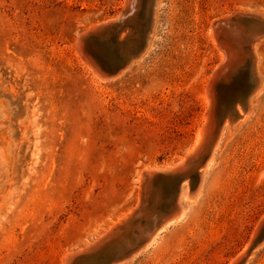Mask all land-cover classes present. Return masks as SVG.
Here are the masks:
<instances>
[{
  "label": "rangeland",
  "instance_id": "374dc122",
  "mask_svg": "<svg viewBox=\"0 0 264 264\" xmlns=\"http://www.w3.org/2000/svg\"><path fill=\"white\" fill-rule=\"evenodd\" d=\"M140 1L124 17L118 40L139 27L138 42L145 39L148 7ZM126 3L0 0V264L89 262L86 255L118 218L142 203V172L188 155L205 112L206 81L220 63L211 24L236 11L264 17V0H158L145 53L119 77L101 79L77 39L119 18ZM98 46L87 49L91 57L111 60L116 49ZM250 54L254 75L264 78V48ZM246 63L236 62L222 85V107L239 99L245 74L251 80ZM257 91L250 113L221 141L212 164L197 170L206 168L199 194L188 193L195 175L182 182L181 224L132 258L108 261L123 239L152 231L145 222L96 261L235 264L244 256L264 220V85ZM148 192L146 213L176 206V192L158 185ZM260 242L242 264H264V236Z\"/></svg>",
  "mask_w": 264,
  "mask_h": 264
},
{
  "label": "bare ground",
  "instance_id": "6f19581e",
  "mask_svg": "<svg viewBox=\"0 0 264 264\" xmlns=\"http://www.w3.org/2000/svg\"><path fill=\"white\" fill-rule=\"evenodd\" d=\"M157 1L158 0H142L141 2H145L146 3V6L148 7V9H147V15H149V17L148 18H150V9H151V7L153 8V11H154V7H156V4H157ZM126 6L128 7V6H131V0H126ZM154 3V6L152 5ZM149 4V5H148ZM125 6V7H126ZM258 14V13H257ZM147 17V16H146ZM225 17H228L227 15H225V16H223L222 18H225ZM113 19L114 20H116L117 18H112V19H110L111 21H113ZM153 19V20H152ZM151 20L153 21V23H154V20H155V11H154V13H153V17L151 16ZM252 23H254L255 25H257V26H259L260 28H261V31H260V33H259V37H257V35H255V37L257 38L255 41H254V43H253V45L256 43V42H258L262 37H264V29H262V25H261V21H258V20H250ZM107 22H109V21H105V22H102V23H100V24H98V25H94L93 27H90L89 29H88V31H92L95 27H97V26H100V25H104V24H106ZM263 24V23H262ZM152 27H153V25L151 26V32H150V34L152 33ZM250 28H253V26H251V27H249V29ZM136 29V28H135ZM145 29V28H144ZM88 31H86V32H88ZM139 31H140V27H139V29L138 30H136V32L135 33H139ZM147 31V29L145 30V32ZM211 31H212V35H213V37H214V40L216 41V44H217V47L221 50V52H220V63H219V65H218V67H217V69L215 68V70H214V72L212 73V75L210 76V78H208V80L206 81V83H207V85L205 86V88H206V95H204V101H205V106H204V110H205V112H204V116H202V121H201V125H200V128H199V130H198V132H197V135H196V138H195V140H194V143H193V145H192V147H191V149L189 150V152H188V155H186V157H184L183 159H180V161L177 163V164H172V165H170V166H168L166 169L165 168H147V170L146 171H143L142 172V175H143V180H141L142 181V186H141V188H142V190H141V193H143L142 194V196H144L145 195V190H146V186H145V183H144V181H147L150 177H152L154 174H160V172L161 173H164L165 171H171V170H174V169H176V168H179V167H185L186 166V164L188 163V161L192 158V157H194V158H196L197 157V155H198V151H199V149L202 147V143H203V141H204V138H205V135L207 134V131L210 129V122L212 121V115L214 114V111L216 110V113H218V114H220L221 113V115L222 116H226V117H228V118H226V117H224V119H228V121L226 120V121H224V125H223V127H222V129L219 131V133H218V136L216 137V140H215V143H214V145H213V147H212V153H210V155H209V157H208V159H207V161L205 162V164H207V166H206V168H208L211 164H212V159H213V154H214V152H215V150L217 149V147L219 146V144L221 143V141L223 140V139H228L229 138V136L231 135V133L233 132V131H235V128L237 127V125L241 122V120L247 115V114H249L250 113V111H251V108H252V103H253V101H254V97H252L253 96V94L257 91V93H256V95H258L259 93H260V91L262 90V87H263V85H264V78H261L260 76H259V78H257L256 77V75H254V73H253V69H252V64H253V58L255 59L254 61L256 62V56L254 57V55H253V57H251V59H252V61H250V60H238L237 59V61L236 62H242V63H246L249 67L247 68L246 67V69L245 70H247V71H249V68H250V71H252L251 72V74H252V76H251V80H249L248 79V74H245L246 76H245V79L243 78L242 80H241V85H242V87H243V89L241 90V94H238V97H239V99H237V101L236 100H233L232 102H231V107H225V106H223V107H225L224 109H222L223 107H222V103L220 102V98H223L224 97V94H226V87L223 89V92H222V85H224V84H226V80H227V78H229V76H230V74L232 73L231 71L234 69V67L236 66V62H235V64L232 66V69H230V72L227 74V76H226V79H221V81L219 82V79H218V75L220 74V72L221 71H223V66L225 65V63H226V61H227V54H228V51H227V49H226V47H224V45H223V43H220L218 40H217V37H215V33H214V30H213V23L211 24ZM250 31V30H249ZM85 32V33H86ZM258 32V31H257ZM256 32V33H257ZM85 33H83L82 35H80L79 37H78V39H77V48H78V50L80 51V52H82L83 54L82 55H84V61H85V59H86V63H90V64H92L93 66H94V69L97 71V73L101 76L100 78L102 79V78H104V79H106V80H110V79H114V78H117V77H119L124 71H126L128 68H129V66H130V63H132V61L133 60H135L136 58L138 59L140 56L142 57V55L145 53V51L147 50V47L150 45L149 44V38L150 37H148V40H142V42L143 41H145V45H144V49L142 50V49H137L138 48V46L142 43H139V42H137L136 43V48H135V50H132L129 54H128V58L130 59V61H129V63L127 64V66L125 67V69H122L121 71H118V72H116V73H114V74H112V75H110V76H106L105 74L103 75V73L100 71V68H99V66L101 67V65H102V63L103 62H108V61H102V62H100V61H98V60H96L95 58H92L91 57V55L87 52V49L89 48V49H93V47L95 46V48H98L99 46L97 45V44H95V43H93V42H89V43H87L88 44V47L87 48H83V46H82V38H83V36L85 35ZM134 33V34H135ZM138 33H137V35H138ZM256 33H254V34H256ZM150 34H149V36H150ZM254 34H252V36L254 35ZM213 40V41H214ZM215 43V42H214ZM253 45H251L252 46V48L251 49H253V52H254V54H256V53H260L262 50H263V48H264V39L263 40H261V41H259L258 43H256L254 46ZM100 46L102 47V48H107V49H110V50H112V47H113V44H111V43H109L108 42V44H104V45H102V44H100ZM85 53H86V55H85ZM223 54V55H222ZM113 56H116L115 55V53H113L112 54ZM113 56L110 58V59H112L113 58ZM258 56V55H257ZM82 57V56H81ZM140 57V58H141ZM136 59V60H137ZM88 61V62H87ZM110 61V60H109ZM99 62V63H98ZM88 63V64H89ZM89 64V65H90ZM95 66H96V68H95ZM236 70V69H235ZM222 73V72H221ZM243 75V74H242ZM99 78V79H100ZM240 79V78H239ZM228 81V80H227ZM228 84V83H227ZM253 87H254V89H253ZM240 88V87H239ZM253 89V91L251 92L250 90L249 91H247L248 89ZM250 92V93H249ZM204 94H205V92H204ZM228 94V93H227ZM248 94V95H247ZM255 95V94H254ZM247 96V97H246ZM230 101V100H229ZM228 108V109H227ZM218 111V112H217ZM222 111V112H221ZM223 111H224V113H223ZM217 114V115H218ZM232 114H235L236 116H235V119L232 117ZM236 119H239L238 121L236 120ZM235 120H236V122H235ZM234 122H235V124H234ZM231 123H233V124H231ZM185 161V162H184ZM184 162V163H183ZM204 164V165H205ZM203 165V166H204ZM206 168L201 172V170H200V172L198 173V176H197V179H196V182L198 181V179H199V177H200V181H199V184L197 185V188L193 191H191V192H188L191 196H192V198L193 197H196L198 194H199V192H200V190H201V187H202V177H203V173H204V171L206 170ZM165 169V170H164ZM157 172V173H156ZM159 172V173H158ZM201 173H202V175H201ZM141 175V174H140ZM141 175V176H142ZM201 175V176H200ZM186 180H188V177H183V178H180V182H179V186H178V189H177V191H176V207L174 208V206H175V203H174V205L172 204V206L169 204V207L167 208V209H162V208H160L159 207V205H158V207L156 208V211H152L146 218H145V220L142 222V227H143V224L145 223V222H147V223H152L153 224V226H152V231H150L149 233H147V235H146V233H144V231L143 230H141L138 234H136V236H135V238L134 239H132V240H130V239H123V241L121 242V245H118V246H116V247H114V249L112 250V253L109 255V258H108V256H107V258H108V261H119V260H121V259H125L126 257H128V259H130V258H132L134 255H137V254H139L140 252H142V251H144V250H146V249H148V248H150V247H152V246H154L157 242H159V239L162 237V235L165 233V232H167L168 230H172L171 228H173V227H175V226H177L178 224H181V222L184 220V218L186 217V213H185V210L183 209V207H182V204L180 203V200L182 199V198H186L187 197V192L185 191V186H183V184H186ZM174 181H176V180H173V179H170V182H169V186H163L162 187V190L163 191H165V190H172V193H175V182ZM184 181V182H183ZM182 182H183V184H182ZM188 184H189V181L187 182ZM180 184H182V186L180 187ZM180 188V189H179ZM142 196H141V198H142ZM175 200V199H174ZM142 202V201H141ZM140 204V206H139V208L137 209V210H135L134 212H133V210H130L129 212H127L125 215H123V216H121V217H119L118 218V221L114 224V226H112V228H111V230L108 232V233H106L104 236H106V237H108V238H106L105 240H103V241H101L100 242V244L96 247L95 245H94V247H96L95 249H93L91 252H89L88 250L90 249V247H89V249L87 250L90 254H88V255H86V256H89V255H91V253H95L96 254V251L98 250V249H101V247L102 246H105V244L107 243L106 241L108 240V239H110L111 237H113V235H115V232L118 230V229H120L121 227H127V232H126V234H128L130 231H132L133 232V230H135V229H138L139 227H141V225L139 226V222H137V224H136V226L134 227H131V218H132V216L133 215H136L137 214V212L139 211V209H140V207H141V203H139ZM135 209V208H134ZM132 211V212H131ZM167 211V212H166ZM131 213H133L132 215H131ZM131 215V216H130ZM130 216V217H129ZM161 220H160V219ZM158 219L160 220V222L158 223ZM263 219V218H262ZM148 225V224H147ZM150 225V224H149ZM149 227V226H148ZM142 229H144V228H142ZM114 232V233H113ZM111 233H113L112 235H110ZM117 233V232H116ZM135 233V232H134ZM255 233V232H254ZM125 234V235H126ZM110 236V237H109ZM103 237V236H102ZM103 239H104V237H103ZM100 240V239H99ZM99 240H97V241H99ZM95 242V244L96 243H98V242ZM93 243V242H92ZM261 243V242H260ZM94 244V243H93ZM92 246V245H91ZM139 246H141V247H139ZM87 247V246H86ZM139 247V248H138ZM93 247H91V249H92ZM138 248V249H137ZM86 249V248H85ZM106 249V248H105ZM104 249V250H105ZM103 250V251H104ZM85 252H86V250H85ZM105 252V251H104ZM109 252H110V250H109ZM70 253V252H69ZM81 252H79L78 253V255L80 254ZM87 253V252H86ZM77 254V253H76ZM82 254H83V252H82ZM241 254H242V252H241ZM66 255V254H65ZM75 255V254H74ZM77 255V256H78ZM72 256H73V253H70L68 256H66L65 257V260H70L71 258H72ZM76 256V255H75ZM76 256V257H77ZM239 256V255H238ZM244 257V256H243ZM242 258V257H241ZM63 259H64V257H63ZM77 259H79V258H77ZM105 259V258H104ZM238 259V258H237ZM236 259V260H237ZM73 259H71V261H72ZM71 261H69V262H71ZM124 261V260H123ZM233 261V260H232ZM63 262H66V261H63ZM69 262H68V264H69ZM103 262V261H102ZM118 263V262H117ZM244 263V262H243ZM71 264V263H70ZM76 264H78V263H76ZM105 264H110V262H107V263H105ZM112 264V263H111ZM230 264V263H229ZM242 264V263H241Z\"/></svg>",
  "mask_w": 264,
  "mask_h": 264
},
{
  "label": "water",
  "instance_id": "95a60500",
  "mask_svg": "<svg viewBox=\"0 0 264 264\" xmlns=\"http://www.w3.org/2000/svg\"><path fill=\"white\" fill-rule=\"evenodd\" d=\"M136 1L138 0H131V6H126V9L121 12V15L119 18L113 21H109L104 25H100L95 27L92 31H88L85 33V35L82 38V46L83 48H87L89 42H93L97 45H104L111 43L113 44V47L116 49L115 55L113 58L108 61V62H103L100 68V71L105 74L107 77L121 71L122 69H125L127 64L129 63L130 59L128 58V54L132 51L135 50L136 43L139 41V37L137 33L133 34L131 32V29L128 30L127 34L125 37L128 38H122V40H118L117 37L121 33V31L124 30V17L127 15L129 10H132L136 4ZM142 1V0H141ZM140 1V2H141ZM141 4V3H140ZM141 8V7H140ZM155 9V7H154ZM141 11V10H140ZM150 18H148V22H146L145 29H148V32L146 33L145 40H147L150 27H151V16L153 14V8L151 7L150 9ZM250 20H258L261 21L262 29H264V17L252 12H241V11H236L234 14L229 15L228 17L225 18H220L216 21L213 22V30L215 33V37H217V40L220 43H223L224 47H226L228 54H227V61L225 65L223 66V71L220 72L218 75L219 82L221 79H226L227 74L230 72V69H232V66L235 64V62L238 60H250L251 59V54L250 52L252 51V46L254 41L259 37V33L261 31V28L254 23H252ZM150 24V25H149ZM149 25V27H148ZM253 26V28H250ZM250 30V31H249ZM258 31V32H257ZM257 32V33H256ZM256 33V34H254ZM252 34H254L252 36ZM141 43V42H140ZM145 41H143L139 46V49H144ZM99 63V62H98ZM242 86V85H241ZM243 88V87H242ZM254 89V87H253ZM253 89H248L247 91H253ZM250 93V92H249ZM248 95V94H247ZM247 97V96H246ZM225 98V94L224 97ZM226 100H224L225 102ZM218 112V111H217ZM216 113V110L214 111V114L212 115V121L210 122V129L207 131V134L205 135L203 145L197 152L198 155L196 158L192 157L188 163L186 164L185 167H179L171 171H165L164 173L160 174H154L152 177H150L147 181H144L146 190H145V195L143 196L142 205L137 212L136 215H133L131 218V227H135L137 222H139V226H142V222L145 220V218L151 213L148 212L146 213V208H147V194L149 193V188L151 185H158L159 187L163 186H169L170 179L176 180L175 182V192L178 189V184L180 178L183 177H188L190 179V183L192 181L193 175L196 176L195 179H197L198 173L197 170L199 169L200 166L204 165V163L207 161L211 149L215 143L216 137L218 136L219 131L221 130V126L224 124V116L221 114ZM235 114H232V117L235 119ZM196 185V181L193 184H190V191L194 189ZM176 206H174L175 208ZM157 208V207H156ZM156 208L154 210H149V211H156ZM160 219V218H159ZM158 219V223L160 220ZM117 232V233H116ZM115 232V235L108 239L106 242L105 246H102L101 249H98L96 251V254L91 253V255L87 256V260H90L89 262H85L86 264H90L91 262L95 264H104L98 257H101L103 250L111 246V244L123 238V236L127 232V227H121ZM264 236V220L260 223L258 229L255 231V235L253 236L252 242H250V247L244 254V257L240 258L235 264H241L243 259L247 256L249 253L250 249L255 246L258 242L261 241V239ZM93 252V251H92ZM99 254V255H98ZM78 260L75 262L77 263Z\"/></svg>",
  "mask_w": 264,
  "mask_h": 264
}]
</instances>
